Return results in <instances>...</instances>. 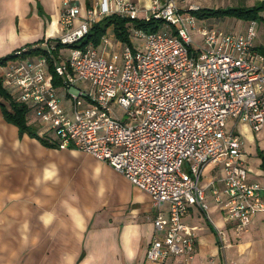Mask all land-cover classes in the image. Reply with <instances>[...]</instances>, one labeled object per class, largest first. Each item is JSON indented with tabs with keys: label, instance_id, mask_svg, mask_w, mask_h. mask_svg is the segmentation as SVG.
<instances>
[{
	"label": "built area",
	"instance_id": "obj_1",
	"mask_svg": "<svg viewBox=\"0 0 264 264\" xmlns=\"http://www.w3.org/2000/svg\"><path fill=\"white\" fill-rule=\"evenodd\" d=\"M198 8L182 11L176 0H152L142 10L130 0H102L74 27L80 9L71 5L60 16L66 31L45 45V52L21 58L19 50L0 65L3 87L52 130L48 145L75 148L108 164L150 197L159 233L146 251L152 264H191L196 234L183 218L192 206L208 211L207 189L232 223L234 237L264 212V184L248 178L243 139L234 129L238 123L254 132L264 128L258 20L248 21L241 32L220 29L205 19L199 24L191 14ZM107 15L159 20L161 26L154 32L130 27L139 43L122 45L121 63L91 44L71 47ZM197 29L203 47L194 42ZM101 41L107 45L108 37ZM58 44L68 52L59 54ZM61 93L68 103H62ZM228 120L234 123L229 131ZM209 164L222 173L202 187ZM216 238L226 250L228 233L216 229Z\"/></svg>",
	"mask_w": 264,
	"mask_h": 264
},
{
	"label": "crops",
	"instance_id": "obj_2",
	"mask_svg": "<svg viewBox=\"0 0 264 264\" xmlns=\"http://www.w3.org/2000/svg\"><path fill=\"white\" fill-rule=\"evenodd\" d=\"M101 1L0 0V57L28 44L52 45L66 31L60 23L65 8L79 7L77 27L87 9ZM130 1L142 10L152 2ZM103 36L116 50L108 57L117 60L124 43L116 39L112 26ZM107 45L100 40L93 46L105 54ZM256 46L264 54V43ZM235 132L243 139L248 178L264 184V128L254 132L238 123ZM249 155L256 158V168L249 165ZM217 173L214 165H207L204 186L219 177ZM205 201L208 211L192 206L183 218L196 234L195 253L206 246L198 236L203 219L210 226L204 229L206 241L217 242L216 229L232 234V223L208 189ZM155 215L150 197L108 164L75 148L57 149L20 134L0 107V264H152L146 251L159 235ZM250 230L264 232V212L253 217Z\"/></svg>",
	"mask_w": 264,
	"mask_h": 264
},
{
	"label": "trees",
	"instance_id": "obj_3",
	"mask_svg": "<svg viewBox=\"0 0 264 264\" xmlns=\"http://www.w3.org/2000/svg\"><path fill=\"white\" fill-rule=\"evenodd\" d=\"M264 11V0H261L254 4L253 6H236L228 8H202L199 7L196 10L191 11L193 15L199 18H215L216 21L210 20L212 24L219 22V19L223 18H233L240 21H257L261 19V12ZM112 26L114 35L117 40L131 46L130 41V27H135L146 32L157 31L161 26V21L154 19H136L128 20L122 18L119 15H111L104 18L102 21L97 22L92 25L89 32L76 44L71 45V47H85L89 44L98 45L102 36L106 33L108 27ZM33 44H28L21 48L16 49L14 52L0 57V65L5 64L8 60L17 57L16 52L19 50H24L21 54V58H27L30 56L38 55L45 52L44 49ZM64 46L58 44L57 49H62ZM57 55V53H55ZM49 72L53 75V60L49 61ZM54 77V76H53ZM53 83L57 84V80L54 77ZM0 107L6 121L14 124L18 127L20 134H28L32 137L39 138L43 143L48 145L47 138L50 137L52 132L51 129H42L39 120L33 114L32 108L26 107L18 103L15 98L3 87L2 81L0 79ZM42 129L41 133L38 131ZM50 146V145H49ZM216 235V230H215Z\"/></svg>",
	"mask_w": 264,
	"mask_h": 264
},
{
	"label": "rangeland",
	"instance_id": "obj_4",
	"mask_svg": "<svg viewBox=\"0 0 264 264\" xmlns=\"http://www.w3.org/2000/svg\"><path fill=\"white\" fill-rule=\"evenodd\" d=\"M178 3V7L185 11L191 6L196 7H206V8H228V7H236V6H253L257 2L261 0H176ZM137 5V4H136ZM264 11L261 12L263 14ZM140 15L143 14L139 13ZM192 14V13H191ZM193 15V14H192ZM144 16V15H143ZM141 16V17H143ZM195 20L198 21L199 24H202L205 20L210 21L212 18H199L196 15H193ZM212 20L216 21L215 18ZM247 21H233L232 18H223L219 19V22L214 23L220 29L226 30H235L237 32H241L245 29ZM193 38L194 42L201 47H203V42L201 40L199 29L193 30ZM130 41L133 45H137L138 39L131 37ZM256 42L264 43V15H262L261 19L257 22V38ZM68 52L67 48L59 49V54H65ZM115 52V53H114ZM105 54L107 56H114L116 54V50L114 49L113 43L110 41L106 47ZM114 54V55H112ZM53 57H56V54H53ZM55 60H57L55 58ZM118 63H121V57L118 55ZM46 70H48V64L45 65ZM77 85L81 88H85L88 90V87L82 83L78 82ZM62 103H68L65 95L63 93L59 94ZM234 123L232 120L227 121L226 129L227 131L231 130ZM48 128V125L45 124L42 126V129ZM42 129L38 132L41 133ZM235 129V128H234ZM248 151V150H246ZM248 154H246V159ZM256 158L254 155H249V165L253 168H256V162L254 161ZM221 171H218L216 176H220ZM211 174V171H210ZM204 174L202 175V179L200 181V186H204ZM202 231H198L199 243L204 242L206 244L205 247L199 248V250L194 254V257L191 261V264H264V232L260 231H248L249 233H243L241 237H234L233 234L229 235V246L226 250L221 249V245L215 241H206L204 234L210 228L208 221L205 222L203 219L200 222ZM207 229V230H204ZM205 233H204V231ZM209 231V230H208ZM247 241H249L247 243Z\"/></svg>",
	"mask_w": 264,
	"mask_h": 264
}]
</instances>
